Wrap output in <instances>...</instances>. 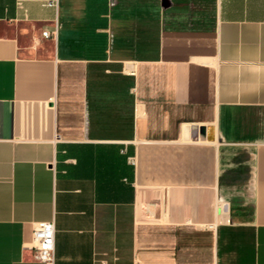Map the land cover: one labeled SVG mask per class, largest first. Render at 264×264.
Here are the masks:
<instances>
[{"label": "crops", "instance_id": "0c3cea01", "mask_svg": "<svg viewBox=\"0 0 264 264\" xmlns=\"http://www.w3.org/2000/svg\"><path fill=\"white\" fill-rule=\"evenodd\" d=\"M44 221L53 264H264V0H0V264Z\"/></svg>", "mask_w": 264, "mask_h": 264}, {"label": "built area", "instance_id": "2783aa9c", "mask_svg": "<svg viewBox=\"0 0 264 264\" xmlns=\"http://www.w3.org/2000/svg\"><path fill=\"white\" fill-rule=\"evenodd\" d=\"M42 6L56 8L58 0H38ZM47 31L41 32L43 38H48ZM33 258L42 264H53L54 227L52 221L37 222L32 231Z\"/></svg>", "mask_w": 264, "mask_h": 264}]
</instances>
